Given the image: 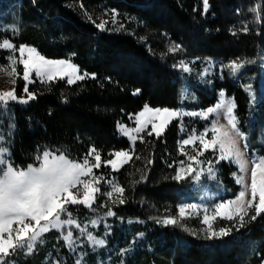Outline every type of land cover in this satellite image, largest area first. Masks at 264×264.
Returning a JSON list of instances; mask_svg holds the SVG:
<instances>
[{
  "label": "trees",
  "instance_id": "1",
  "mask_svg": "<svg viewBox=\"0 0 264 264\" xmlns=\"http://www.w3.org/2000/svg\"><path fill=\"white\" fill-rule=\"evenodd\" d=\"M12 1H0V10ZM208 3L205 11L202 0H26L25 24L13 42L34 47L48 59L70 58L89 78L74 84L36 80L28 87L36 99L17 104L13 114L14 167L37 165L45 152L76 162L95 149L107 162L114 153L129 150L131 143L121 136L119 126H131L145 108H180L182 79L177 65L197 58L235 61L242 65L241 78L253 79L244 85L252 87L255 99H261L254 108L250 94L233 79L202 88L191 107L214 106L218 92L225 90L234 100L249 154L255 150L264 156V144L257 140L264 131L260 92L264 0ZM168 42L180 47L178 54L168 51ZM26 87L21 76L16 82L18 99L25 96ZM196 123L200 131L204 125ZM192 131L187 128L185 136ZM183 137L180 121H174L164 134L142 137L131 162L120 172L104 170L117 177L126 192L115 214L146 223L145 248L134 264H264V213L256 215L252 209L243 222L220 220L212 232L229 230L221 236L207 234L200 218H179L182 184L175 177L184 160ZM127 171L136 173L132 183L124 176ZM218 172L223 186L232 191L228 198L237 196L238 169L221 162ZM69 209L79 216L94 213L83 207ZM167 219L176 223L165 224ZM63 234H68L67 229ZM56 236L52 233L47 239L52 243ZM42 256L36 257L40 262L16 255L12 259L17 264H43Z\"/></svg>",
  "mask_w": 264,
  "mask_h": 264
},
{
  "label": "rangeland",
  "instance_id": "2",
  "mask_svg": "<svg viewBox=\"0 0 264 264\" xmlns=\"http://www.w3.org/2000/svg\"><path fill=\"white\" fill-rule=\"evenodd\" d=\"M25 2L26 0H14L4 9L0 10V45H2L5 40H7L14 46L12 49L0 47V92L14 91L15 95L16 82L19 78H21V76L22 78L24 76L22 59L28 58V53L21 54L19 52V48H33L35 49V54L43 56L34 47L28 45L17 46L13 42L14 38H18L17 36L22 31L25 24L22 18ZM167 45L168 51L171 54H178L180 51V47L174 45L171 42H168ZM43 57L50 61H66L70 63L78 69L76 75L83 76L84 79H76L71 73H69L68 75L58 74L55 76V78L49 81L47 77H40L33 70L29 74V80L26 81L23 78L27 84V89L36 80L41 82H52L58 80L67 82L69 79H73L74 83H77L89 78L88 74L83 72L77 65H75L70 58L53 60L48 59L45 56ZM13 60L15 61V64L12 63ZM231 63H227L221 59L213 58L181 60L177 66L182 79V105L178 109L167 108L169 112H176L178 115L169 117L167 113L162 112L157 118L154 114L155 109L145 108L151 109L153 111L145 113L143 120L146 123L142 132L136 133L135 131H131L140 126L136 122V118L139 116V114L132 119L133 121L131 126L120 125L118 128L119 130L121 126H125L130 130L129 136H125L119 130L121 136L131 143V148L129 150L122 151L128 153V159L125 161L124 157L118 158L114 153L111 160L116 161V169H113L112 166L107 162L102 161L101 158V166L99 168H94L91 175L81 177L82 180H93V178H95L98 183L94 182L93 186L99 188V192L95 193V200L92 208H88L84 205H69L68 207L77 209L79 207H83L85 209L94 210V213H86V215L79 216L74 213V210L71 211V209H69L72 213L71 219H73L75 223L72 225H63L60 229H50L47 233H42L40 237L34 242L31 249L27 247H17L14 250H10V255L8 256L0 254V264H17V261L12 259V256L14 255L19 258L21 257L23 260L40 262V260H37L36 257H39L42 254L43 256L41 259L43 260V264H134L138 253L143 251L145 248V232L143 233V228L146 223L137 219L118 217L116 214L114 216H107L106 213L108 211H114L115 208L120 204L117 198L121 195L122 198L126 196L125 190L122 194L114 193L111 198L107 196V192L111 191L114 186L123 188L120 185L117 177H114L112 174L115 172H120L131 162L136 143L140 142L142 137L151 136L148 135V133L151 131L152 123L165 125L160 134L162 135L171 123L177 120L180 121V132L184 136L180 142V151L184 160L179 165L177 171V175H182V179L177 180L178 183L182 184V197L178 205L179 218H200L202 227L206 228L205 231L208 232L207 234L210 232L208 225H205L203 222V217L205 215L210 217L212 229L216 227L220 220L241 221L240 215L247 213L244 215L245 220V217H247L250 213L249 211L255 209L259 203L258 195L256 200L252 202L251 206H249L248 203L252 200L251 170L256 163L264 160V156L259 155L255 150L253 151L254 153L252 155L249 154V144L246 142V136L241 131L238 118L235 115L234 100L227 96L225 90L218 92V100L214 106L202 110H194L191 107L198 101L197 93L199 90L204 87H212L215 81L225 82L229 79L235 80V82L238 84L240 83L242 88L248 92V94H250L249 101L253 108L259 104L261 99H255L256 94L254 92L252 93V87L244 85V82L246 84L251 83L253 82V79L245 80L246 76L241 78V73L243 71L241 67L236 71V73H233L231 68L228 67ZM13 68H15V71H13ZM260 79V92L261 95L264 96V67L261 70ZM26 98L27 93H25V96L21 99ZM21 99H18L17 101H8L6 104L0 103V137H3V139L0 140V146L6 147L8 149L7 153L3 157L4 164L0 165V169L3 170H6V166L9 163L14 167L11 157L12 136L16 130L13 114L17 104H25L18 102ZM232 105H234L233 115L236 118L237 128L241 133L240 136H235L234 138L237 141V148L241 153V162L243 163V168H241L240 163H237L234 159H220L219 145H217L215 149L211 147L205 149L199 140V137L203 136L206 141H211L213 136L211 127L213 123L224 125L225 129L230 127L228 125L226 109L228 106ZM209 109H213V111L209 113ZM189 113H196V115H189ZM149 120H151L152 123H147ZM196 122L202 123L204 125L200 131L196 128ZM187 128L193 129L189 136H185L187 133ZM152 135L157 136L155 133ZM184 140H192V143L186 145L184 144ZM257 140L260 144H264V131L260 133L259 139ZM50 154L60 156L52 153ZM42 156L39 160V163L37 165H32V167L40 166L42 162ZM64 157L69 159L66 156ZM191 157H195V159H190ZM85 159L94 162V156L92 155V152ZM85 159L76 162L82 163ZM221 162L232 164L238 169V173L235 175V182L240 186L239 193L241 191L245 192L243 199H239V193L234 198H228V196L232 194V191L224 187L220 181L218 167ZM189 166H191V171H188ZM181 168L185 169L183 173H181ZM210 168L211 172L209 171ZM16 169L27 170V168ZM104 170H108V172L112 174L109 175V173L105 172ZM0 174H2V172H0ZM124 176L126 177L127 181L132 183L135 179L134 177L136 176V173L127 171L124 173ZM78 188L80 189V198H82L83 186L78 185ZM113 201L117 202L113 203ZM228 201H232L233 203L225 209L218 210V204L227 203ZM190 204L196 205V209H187L185 214L181 216L179 209ZM229 214L232 215V219L227 218ZM212 217L215 218L211 219ZM66 219H68V217H66ZM93 222H95V225ZM26 223H29V221H26ZM30 223L38 229L39 226H36L35 222ZM43 224L44 222L42 221L41 226ZM76 224H79L80 227L77 228ZM18 227V225L13 224L14 244H16L18 240L16 236V230ZM66 229L68 233H72L70 241L71 247H69V241L66 239L68 234H63V231ZM52 233H56L57 236L53 237L56 238V241H52V243H50L47 237ZM89 233H91L96 239H103L104 244L102 246H96L90 243L86 238ZM28 235L30 237L31 233ZM4 237L7 239L8 233H4ZM65 250H67V253Z\"/></svg>",
  "mask_w": 264,
  "mask_h": 264
},
{
  "label": "snow or ice",
  "instance_id": "3",
  "mask_svg": "<svg viewBox=\"0 0 264 264\" xmlns=\"http://www.w3.org/2000/svg\"><path fill=\"white\" fill-rule=\"evenodd\" d=\"M209 3L208 0H203V8L205 11L208 10ZM0 47L5 49H12L14 46L9 41L5 40ZM19 52L21 54L28 53L27 59H22L23 63V78L27 81L29 80V74L34 70L36 74L40 77H47L50 81L55 78L56 75H68L71 73L76 79H84L83 76H77L78 69L66 61H50L45 59L43 56L35 54V49L20 47ZM15 64V61H12ZM228 67L231 68L233 73L242 67V65L237 64L233 61ZM187 70V69H185ZM15 71V68H13ZM69 84L74 83L73 79L67 81ZM27 93L26 99H21L18 102L28 103L30 100L36 99L34 93H29L28 89H24ZM18 97L15 95L14 91L0 92V103L6 104L8 101H17ZM234 105L228 106L226 109L227 119L229 128L225 129L224 125H218L216 123L212 124L211 131L213 133L211 141H206L203 136L199 137L201 145L205 149L209 147L215 149L219 145L220 149V159H234L237 163H240L241 168H243V163L241 162V153L237 148V141L235 136H240L241 133L237 128L236 118L233 115ZM151 109H145L139 113L136 118L137 124L140 126L131 130L136 133H140L144 130L145 121L143 117L146 112H152ZM213 109H209L208 112L211 113ZM167 113L169 117L177 116L176 112H169L168 109H155L154 114L158 118L161 113ZM189 115H196V113H189ZM147 123H152L151 120ZM166 123V121H165ZM164 124L152 123L151 131L148 135L155 133L159 136L164 128ZM125 136L130 135V130L121 126L119 129ZM3 137H0L2 140ZM195 139V138H194ZM192 140H184V144H190ZM8 149L6 147L0 146V165L4 164L3 157L7 153ZM92 155L94 156V162L85 159L81 162H73L66 159L63 155L55 156L48 152L43 153L42 162L39 167L29 166L27 170H18L12 166V164H7L6 170L0 169V254L4 256L10 255V250H14L17 247H27L31 249L34 242L40 237L42 233H47L50 229H60L63 225H72L75 223L71 219L72 213L69 210V205H84L88 208H92L95 200V193L99 192V188L94 187L93 183H98V181L93 178V180H82L81 177L89 176L92 174L94 168H99L101 166V156L92 150ZM116 157H124L125 161L128 159L127 152H116ZM190 159H195L191 157ZM108 164L116 169V161L109 160ZM123 163V162H122ZM191 166H189L188 171H191ZM185 169L181 168V173ZM211 172V168L209 169ZM177 180L182 179V175H177L175 177ZM78 185L83 186V195L80 198V189ZM75 190V191H74ZM124 189L119 186H114L111 191L107 192V196L111 198L114 193H123ZM257 195L259 196V203L255 207L256 215L264 213V160L256 163L251 170V196L252 200L249 201V206L252 202L256 200ZM245 192L241 191L239 193V199H243ZM118 202L123 204L124 200L122 195L117 198ZM117 201H113L116 203ZM233 202L228 201L227 203L218 204L217 208L225 209ZM196 205H187L179 209L181 216H183L187 209H196ZM244 213L240 215V220L243 222ZM61 215H65L68 219H61ZM107 216H114V211H108ZM212 217L211 219H214ZM228 219H232V215L227 216ZM256 216L254 215L252 219L254 220ZM29 221V223H26ZM44 224L41 226V222ZM30 222H35L38 229L34 227ZM203 222L208 225L209 232L212 236L227 235V229L221 228L219 232H212V226L210 223V217L205 215L203 217ZM165 224L174 225L176 221L174 219H167L164 221ZM13 224L18 225L16 230V236L18 238L17 243H13ZM95 225V222H93ZM79 228L80 225L76 224ZM4 233H8V238L5 239ZM29 233L31 236L29 237ZM71 237L72 233L69 232L67 240L69 241V247H71ZM27 238V239H26ZM87 240L96 245L102 246L104 244L103 239H96L91 233L87 235Z\"/></svg>",
  "mask_w": 264,
  "mask_h": 264
}]
</instances>
